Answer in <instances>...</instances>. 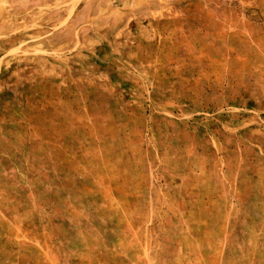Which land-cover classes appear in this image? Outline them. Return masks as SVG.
Returning a JSON list of instances; mask_svg holds the SVG:
<instances>
[{
  "label": "rangeland",
  "instance_id": "rangeland-1",
  "mask_svg": "<svg viewBox=\"0 0 264 264\" xmlns=\"http://www.w3.org/2000/svg\"><path fill=\"white\" fill-rule=\"evenodd\" d=\"M0 264H264V0H0Z\"/></svg>",
  "mask_w": 264,
  "mask_h": 264
}]
</instances>
